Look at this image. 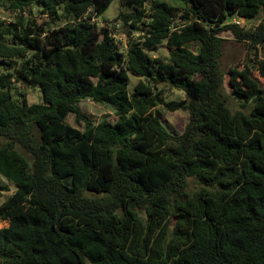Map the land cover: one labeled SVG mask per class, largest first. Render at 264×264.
<instances>
[{"label": "trees", "instance_id": "16d2710c", "mask_svg": "<svg viewBox=\"0 0 264 264\" xmlns=\"http://www.w3.org/2000/svg\"><path fill=\"white\" fill-rule=\"evenodd\" d=\"M114 1L0 0L16 14L0 18V174L17 186L0 204V261L264 264V88L231 68L228 94L220 65L223 31L264 49V0H184L175 25L164 1L120 0L125 49L93 21ZM164 45L168 58L152 55ZM165 86L186 97L167 101ZM82 99L117 119L95 122ZM160 105L189 112L182 133Z\"/></svg>", "mask_w": 264, "mask_h": 264}, {"label": "rangeland", "instance_id": "374dc122", "mask_svg": "<svg viewBox=\"0 0 264 264\" xmlns=\"http://www.w3.org/2000/svg\"><path fill=\"white\" fill-rule=\"evenodd\" d=\"M154 1H164L171 5L174 8H178L176 11V20L174 21V25L176 23H182L183 20L179 18V14L183 12V7L185 6L184 0H148L146 2V7H150ZM120 10V0H115L110 7L106 10V12L101 15V17L94 18L93 21L97 22L98 25H106L110 24L112 26V30L115 34V38L119 41L120 46L125 49V45L128 41V28H123L117 19ZM16 14H11V12L4 11L2 7H0V18L1 19H11ZM178 18V19H177ZM39 20H48L46 15H42L38 17ZM259 23V20H251L242 22L241 27L245 29L255 27ZM223 38L222 45V54L220 57V65L222 70L225 72V89L228 94H231V86L229 83V70L231 68H236L239 73V79L242 81L244 87L249 88L254 85H259L264 88V76L261 75L260 71L257 67V62L260 59H264V49L259 47H252L250 43L238 40L230 31H223L220 34ZM8 42H12L11 39H8ZM188 48L191 51H196L195 44L191 43L188 45ZM169 50L166 45L160 48V51L157 53H153L152 55L160 56L163 59L168 58ZM2 63L0 62V70ZM139 77L130 73V83H129V91L133 92L135 84L138 82ZM166 92V100H181L186 97V94L182 90H178L175 88H171L169 86H165ZM24 92L27 94V99L29 103H39L42 101V93L40 88L30 89L27 87L21 86L18 91ZM232 107H236L238 102L231 97ZM82 111L89 115L92 120L95 122H99L103 119H107L109 121H115L117 119V115L115 109L105 103H98L91 99H82L79 103ZM158 112L163 120L164 125L174 134H180L184 131L187 123L189 122V112L187 110L178 109V110H170L164 105H160L157 107ZM65 122L69 123L75 127L80 129L85 128V122H77L76 115L74 113H69ZM7 141L6 138L0 137V145L5 144ZM18 149L23 153H27L24 151L22 147H18ZM29 157V156H28ZM66 182L72 184V177H67L65 179ZM17 186L16 184L10 182L5 176L0 174V204L3 203L9 195H11ZM175 217L172 218V224L175 223ZM9 225L8 220H4L0 218V227H6ZM0 264H3L0 261Z\"/></svg>", "mask_w": 264, "mask_h": 264}, {"label": "built area", "instance_id": "2783aa9c", "mask_svg": "<svg viewBox=\"0 0 264 264\" xmlns=\"http://www.w3.org/2000/svg\"><path fill=\"white\" fill-rule=\"evenodd\" d=\"M233 22L238 24V25H242V22H245V18H242V17H235L233 19ZM105 25V24H104ZM107 25V24H106ZM108 26V25H107Z\"/></svg>", "mask_w": 264, "mask_h": 264}]
</instances>
